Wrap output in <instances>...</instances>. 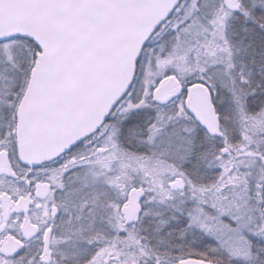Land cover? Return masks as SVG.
<instances>
[{
  "label": "snow or ice",
  "instance_id": "obj_1",
  "mask_svg": "<svg viewBox=\"0 0 264 264\" xmlns=\"http://www.w3.org/2000/svg\"><path fill=\"white\" fill-rule=\"evenodd\" d=\"M0 264H264V0H0Z\"/></svg>",
  "mask_w": 264,
  "mask_h": 264
}]
</instances>
